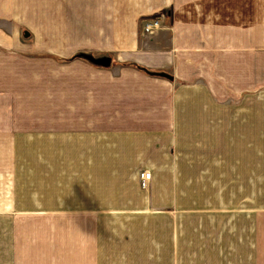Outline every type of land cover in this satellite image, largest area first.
Segmentation results:
<instances>
[{
	"label": "crops",
	"instance_id": "0c3cea01",
	"mask_svg": "<svg viewBox=\"0 0 264 264\" xmlns=\"http://www.w3.org/2000/svg\"><path fill=\"white\" fill-rule=\"evenodd\" d=\"M81 7L33 50L0 0V264H174L178 202L264 188V0Z\"/></svg>",
	"mask_w": 264,
	"mask_h": 264
},
{
	"label": "rangeland",
	"instance_id": "374dc122",
	"mask_svg": "<svg viewBox=\"0 0 264 264\" xmlns=\"http://www.w3.org/2000/svg\"><path fill=\"white\" fill-rule=\"evenodd\" d=\"M103 0H15L11 22L29 32L26 39L38 49L43 32H87L81 6ZM59 3V4H58ZM168 15L155 14L162 21ZM145 23L142 20L141 28ZM158 29L157 31H159ZM38 53V52H33ZM198 188V185H193ZM252 194L257 200L248 199ZM264 188L240 186L239 200L220 201L219 208L201 216L198 195L181 201L175 209L174 264H264ZM4 201L0 198V204ZM215 207V206H214ZM167 258V257H166ZM171 263V255L169 257Z\"/></svg>",
	"mask_w": 264,
	"mask_h": 264
},
{
	"label": "built area",
	"instance_id": "2783aa9c",
	"mask_svg": "<svg viewBox=\"0 0 264 264\" xmlns=\"http://www.w3.org/2000/svg\"><path fill=\"white\" fill-rule=\"evenodd\" d=\"M161 20L158 17L147 19L145 20V23H143L142 31L145 35H152L154 34L158 29H161ZM152 173L148 170L141 171L139 173V179L141 186L145 189L149 188L150 182H151Z\"/></svg>",
	"mask_w": 264,
	"mask_h": 264
},
{
	"label": "water",
	"instance_id": "95a60500",
	"mask_svg": "<svg viewBox=\"0 0 264 264\" xmlns=\"http://www.w3.org/2000/svg\"><path fill=\"white\" fill-rule=\"evenodd\" d=\"M26 37H29L30 33H25ZM95 63L101 64V65H110L111 64V57H103L101 59H94Z\"/></svg>",
	"mask_w": 264,
	"mask_h": 264
},
{
	"label": "trees",
	"instance_id": "16d2710c",
	"mask_svg": "<svg viewBox=\"0 0 264 264\" xmlns=\"http://www.w3.org/2000/svg\"><path fill=\"white\" fill-rule=\"evenodd\" d=\"M171 15V14H170ZM88 60L90 59V58H87ZM93 60V62H94V59H92ZM95 63V62H94ZM95 64H98V63H95ZM147 73H150V74H157V75H159V76H164V77H167V78H169V79H173V76H171V75H168V74H166V73H162V72H151V71H149V70H146V69H144Z\"/></svg>",
	"mask_w": 264,
	"mask_h": 264
},
{
	"label": "bare ground",
	"instance_id": "6f19581e",
	"mask_svg": "<svg viewBox=\"0 0 264 264\" xmlns=\"http://www.w3.org/2000/svg\"><path fill=\"white\" fill-rule=\"evenodd\" d=\"M151 19H152V18H151ZM145 20H147V19H145ZM142 33H143V31H142ZM92 59H93V57H91V58L89 59V61H90L91 63H94ZM150 172H151V171H150Z\"/></svg>",
	"mask_w": 264,
	"mask_h": 264
}]
</instances>
